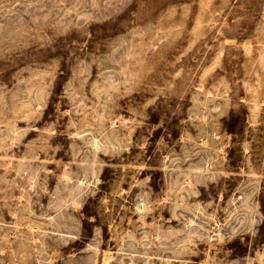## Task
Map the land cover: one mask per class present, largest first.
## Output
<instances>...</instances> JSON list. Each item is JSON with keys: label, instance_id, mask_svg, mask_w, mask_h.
<instances>
[{"label": "rangeland", "instance_id": "374dc122", "mask_svg": "<svg viewBox=\"0 0 264 264\" xmlns=\"http://www.w3.org/2000/svg\"><path fill=\"white\" fill-rule=\"evenodd\" d=\"M0 264H264V0H0Z\"/></svg>", "mask_w": 264, "mask_h": 264}]
</instances>
